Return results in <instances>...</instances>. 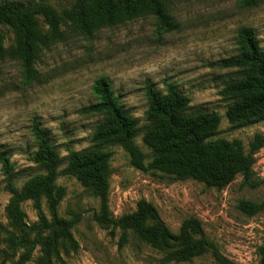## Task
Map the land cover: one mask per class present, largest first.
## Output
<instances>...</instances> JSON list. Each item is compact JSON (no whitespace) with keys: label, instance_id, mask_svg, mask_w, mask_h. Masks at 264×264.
Listing matches in <instances>:
<instances>
[{"label":"rangeland","instance_id":"1","mask_svg":"<svg viewBox=\"0 0 264 264\" xmlns=\"http://www.w3.org/2000/svg\"><path fill=\"white\" fill-rule=\"evenodd\" d=\"M45 7L35 19L42 31L57 25L63 40L41 50L28 78L20 61L9 54L0 61V151L13 164L8 178L0 164V264H218L214 247L238 264H259L264 244V207L249 216L238 208L240 200L259 202L264 187L243 185L237 176L224 189L208 187L193 179H178L159 171H141L130 165L127 152L116 143L102 146L111 153L108 205L115 218L133 212L144 199L151 203L164 225L178 232L184 219L200 221L207 248L195 257L168 260L166 249L149 243L137 232L128 231L127 242L119 246L121 230L104 229L97 221L100 202L91 189L63 174L68 150L91 147L93 133L102 117L84 113L97 101L92 86L106 78L123 109L137 120L135 143L151 160L142 141L148 106L146 88L165 93L168 84L189 98L188 114L215 111L220 123L214 138L239 139L245 151L262 139L253 155L254 176L264 179V119L255 123H231L225 113L231 100L220 94L232 79L241 76L235 68H220L216 62L239 54L236 44L240 28H252L264 47V0L247 6L242 0H162L165 20L160 25L152 13L98 28L90 34L77 32L72 17L80 0H9ZM110 1L118 5L122 0ZM5 49L15 45L14 31L0 26ZM38 121L59 154L55 184L62 189L53 211L42 201L47 219L55 214L73 222L72 241L59 239L46 257L40 244L19 247L13 253L11 235L39 221L30 199L14 196L31 177L45 174L33 160L37 150L31 129ZM34 234H31L33 238Z\"/></svg>","mask_w":264,"mask_h":264},{"label":"trees","instance_id":"2","mask_svg":"<svg viewBox=\"0 0 264 264\" xmlns=\"http://www.w3.org/2000/svg\"><path fill=\"white\" fill-rule=\"evenodd\" d=\"M242 1L247 6L256 2ZM80 2V8L71 20L74 29L82 34L147 13L157 15L161 26L170 25V21L165 20L162 0H122L118 5L100 0ZM44 10L45 7L0 0V26L10 27L15 34V45L9 50L4 48L0 38V61L8 54L14 57L20 61L28 78H31L30 67L41 50L63 40V32L57 25L47 31L39 27L35 16ZM236 44L239 54L217 61L216 66L235 68L241 76L226 83L220 94L231 100L225 113L229 122L251 124L264 119V47L254 29L246 27L238 30ZM92 89L97 101L83 112L102 117L93 133L94 144L80 151L68 150L67 165L62 173L74 177L99 199L100 212L96 219L104 229L121 230L120 247L127 242L128 231H135L147 242L166 249V258L170 261L201 255L207 248V240L200 221L194 217L184 219L178 232L174 233L164 225L153 205L144 199L131 213L117 218L111 215L108 205L111 153L102 146L119 144L135 169L159 171L178 179L189 178L221 190L237 176L242 177L243 185L264 187V179L255 177L252 169L253 155L262 147V139L257 136L258 141L252 143L247 152L239 139L214 138L220 123L217 112L188 114L189 98L173 84H168L163 94L148 85L147 126L142 141L151 152V160L146 164L144 153L135 143L137 120L120 105L111 83L106 78H99ZM31 133L37 146L33 160L43 167L45 174L31 177L19 190L13 186L10 190L16 198L33 201L39 221L25 226L19 235H11L10 245L14 253L19 247L40 244L45 256L49 257L59 239L72 241L70 228L73 222L55 214L49 220L43 214V200L54 211L61 199L62 189L55 184L60 158L38 121L33 122ZM0 164L4 174L11 178L13 164L2 151ZM263 207L264 199L238 202V208L249 216L257 214ZM31 234H34L33 238ZM212 255L218 264H238L215 247ZM259 255V264H264V244L259 248ZM24 258L22 255L12 264H21Z\"/></svg>","mask_w":264,"mask_h":264}]
</instances>
